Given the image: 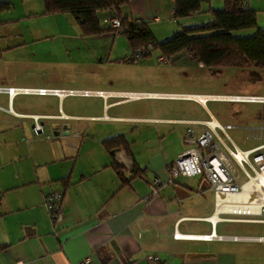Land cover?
<instances>
[{
	"label": "crops",
	"instance_id": "crops-1",
	"mask_svg": "<svg viewBox=\"0 0 264 264\" xmlns=\"http://www.w3.org/2000/svg\"><path fill=\"white\" fill-rule=\"evenodd\" d=\"M208 6L220 10L221 0H209L201 10ZM246 8L255 13L256 28L263 30L264 0H246ZM172 12L168 0H130L119 9L122 18L140 21L146 29L149 22L171 19ZM94 51L103 53L104 49ZM37 89L44 88L0 85V95L5 96V107L0 106V112L17 121L12 126L0 123V140L11 132L22 140L21 145L0 141V170L10 168L9 177L0 175V264H76L85 257H90L92 264H264V259H257L264 236L227 226L264 223L249 221L257 217L221 213L214 193L200 176L176 177L155 195L148 189L151 179H167L166 167L186 150L185 130L191 129L194 137L204 132L203 126L190 123L212 119L220 125L207 108V101L201 105L185 97L232 96L114 90L88 92V97L62 94L69 91L53 88L44 90H57L60 95L21 92ZM145 94L146 98L170 102L185 100L205 112L198 106L200 113L181 117L139 111L132 112L137 116L122 115L121 107L144 99L139 95ZM16 96L52 97L58 108L55 114L15 111ZM69 96L94 99L95 112L75 114L70 107L64 111L65 99L72 98ZM40 120L49 122L53 136L66 135L78 139V143L65 146L64 151L53 145L41 147L45 144L41 142L27 148L22 121H30L31 132L39 135L43 131ZM34 125L40 127V132L33 131ZM114 137L120 138L126 148L106 150L100 145ZM22 164L24 167L19 169ZM125 166L131 167V172L125 171ZM52 191L64 193L56 225L42 207V196ZM174 232H213L217 238L207 242L174 240Z\"/></svg>",
	"mask_w": 264,
	"mask_h": 264
},
{
	"label": "rangeland",
	"instance_id": "rangeland-1",
	"mask_svg": "<svg viewBox=\"0 0 264 264\" xmlns=\"http://www.w3.org/2000/svg\"><path fill=\"white\" fill-rule=\"evenodd\" d=\"M7 1L11 2L9 9L0 14V85L17 84L29 88L65 89L64 91L71 92L125 90L264 98V69L205 68L187 59L184 52L165 59L157 51L146 50L140 57H136L128 48L123 36L108 32L103 36L84 37L71 16L46 15L42 3H39L41 0H31V3ZM109 15V11L97 13L100 26L102 20ZM207 20V15L200 13L176 21L166 19L157 23L149 22L148 29L155 41L161 42L179 32L181 28L199 26ZM253 34L252 30L232 32L234 37H249ZM102 49L103 53L94 51ZM129 56H132L133 61L124 62ZM69 97L72 98L64 101V111L66 107H70L75 114L95 112L97 103L88 98L90 96ZM207 102V108L221 126L236 127L227 134L239 150L243 151L256 145L243 142L242 128L264 126V103L232 102L229 98L227 101ZM0 106L5 107L4 95H0ZM198 106L185 100L170 102L165 98L145 97L120 109L122 115L126 116H137V113L132 112L139 111L145 114L153 112L155 115L160 113V116L181 117L185 114L200 113ZM13 108L20 112L55 114L58 106L52 97L16 96ZM109 113L111 114V111ZM15 122L17 121L0 112V123L12 126ZM29 124L30 121H22L27 148H31L34 142H41L45 143L41 144V147L53 145L64 151L65 146L73 147L71 144H77L79 141L65 138L66 135L53 136L48 121H38L43 129L39 135L31 132ZM79 131L85 133L83 129ZM1 140L16 145L22 144L19 142L22 141L20 136L16 137L14 132L1 137ZM186 148L187 146L184 147ZM51 150L57 152L54 148L49 149ZM23 167L22 164L19 169ZM9 170L10 168L0 170V175L9 177ZM227 226L239 227L256 236H264V226L260 224ZM260 247L263 248L257 259H264V246H258Z\"/></svg>",
	"mask_w": 264,
	"mask_h": 264
},
{
	"label": "trees",
	"instance_id": "trees-1",
	"mask_svg": "<svg viewBox=\"0 0 264 264\" xmlns=\"http://www.w3.org/2000/svg\"><path fill=\"white\" fill-rule=\"evenodd\" d=\"M130 0H41L46 15H69L84 37L102 36L111 32L100 26L97 13L109 11L120 19L119 35L127 41L131 52L138 48L154 50L168 59L188 50L190 60L205 68L264 69V29L256 28L255 13L242 6L241 0H221L220 10L209 6V0H168L173 8L172 20H181L191 15L205 13L209 21L195 27L182 28L170 38L156 42L143 23L135 24L119 15L120 7ZM10 4L0 1V14ZM252 30L249 37H234V31ZM127 60H132L130 57ZM100 145L106 150L126 148L123 141L114 137ZM129 172H131V167ZM43 197V196H42Z\"/></svg>",
	"mask_w": 264,
	"mask_h": 264
},
{
	"label": "built area",
	"instance_id": "built-area-1",
	"mask_svg": "<svg viewBox=\"0 0 264 264\" xmlns=\"http://www.w3.org/2000/svg\"><path fill=\"white\" fill-rule=\"evenodd\" d=\"M242 6H246V0H241ZM102 28L119 35L120 19L111 16L102 20ZM139 24L140 21H133ZM146 48H138L133 53L140 57ZM187 59L190 60L188 50L184 51ZM163 60V58H161ZM133 61V59H132ZM12 92V90H9ZM23 93H33L38 96L58 95L56 90L37 89L34 91L23 90ZM62 94L88 96V92H66ZM95 95H101L96 93ZM239 102L264 103V98H244ZM193 125H201L204 132L194 137L191 129L185 130L184 143L188 146L186 150L176 156L174 161L166 167V180L153 178L148 182V189L151 195H155L159 189L171 184L176 177L200 176L210 191L217 199L220 212L226 215H241L257 217L249 220L251 222L264 223V126L242 128V140L246 143L256 145L239 150L228 131L236 127L230 125L221 126L212 119L208 122H193ZM34 132H40V127L34 125ZM66 133V132H65ZM130 167L125 166L129 172ZM62 191H52L43 195L42 207L48 219L56 225L60 221V206L63 201ZM241 205L239 212L233 211L235 206ZM174 240H189L207 242L214 238L213 232L207 235H180L173 233ZM156 261V257H151ZM76 264H92L90 257H85Z\"/></svg>",
	"mask_w": 264,
	"mask_h": 264
},
{
	"label": "bare ground",
	"instance_id": "bare-ground-1",
	"mask_svg": "<svg viewBox=\"0 0 264 264\" xmlns=\"http://www.w3.org/2000/svg\"><path fill=\"white\" fill-rule=\"evenodd\" d=\"M12 93V92H11ZM58 95H60L59 93H57ZM147 97V96H144V95H139V97ZM132 97V96H131ZM134 97H138V96H134ZM187 99H192L198 103H200L201 105L205 104L206 101H209V100H229L232 101V102H239V101H243L245 100L244 98H240V97H207V96H187L185 97ZM241 205H246V204H233L232 206H235L234 210L233 211H236V212H239L241 211L239 208Z\"/></svg>",
	"mask_w": 264,
	"mask_h": 264
},
{
	"label": "flooded vegetation",
	"instance_id": "flooded-vegetation-1",
	"mask_svg": "<svg viewBox=\"0 0 264 264\" xmlns=\"http://www.w3.org/2000/svg\"><path fill=\"white\" fill-rule=\"evenodd\" d=\"M57 91V90H56Z\"/></svg>",
	"mask_w": 264,
	"mask_h": 264
}]
</instances>
